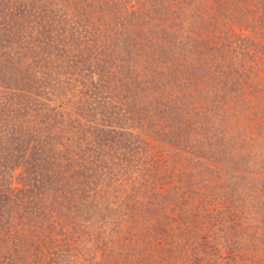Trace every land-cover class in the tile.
Returning a JSON list of instances; mask_svg holds the SVG:
<instances>
[{"label": "rangeland", "instance_id": "obj_1", "mask_svg": "<svg viewBox=\"0 0 264 264\" xmlns=\"http://www.w3.org/2000/svg\"><path fill=\"white\" fill-rule=\"evenodd\" d=\"M0 105L15 264H264V0H0Z\"/></svg>", "mask_w": 264, "mask_h": 264}, {"label": "trees", "instance_id": "obj_2", "mask_svg": "<svg viewBox=\"0 0 264 264\" xmlns=\"http://www.w3.org/2000/svg\"><path fill=\"white\" fill-rule=\"evenodd\" d=\"M241 1H243V0H241ZM126 41L129 42V39H127ZM132 41L133 40L130 39V42H132ZM128 44H130V43H128ZM6 88H8V87H6ZM13 136L14 135H11V136L6 137L4 139H0L1 140L0 141V264H15V263H18L20 260H23V262L25 261L26 263H27V261H30V263H32V261L39 262V260H41L40 256L43 257L42 256L43 254H41L39 247L37 245L38 241H35L36 236L35 235L33 236L31 234V232H30V234L32 235L31 236L32 238H27V240H26V241H28L27 247L25 245H24V247H18V246L16 247L15 245H13L14 248L10 249L8 246H6L5 243L11 237H13V235L16 234L15 232H12L13 229L8 228L7 225H10L9 220L11 221L12 224H19L20 221H24V222L27 221V223H29V222L35 223L36 220H39V217H43L42 220L50 219V217H52L49 214H46V211L49 207L50 201L45 200V202H43L42 200H40L39 197L41 195V190L43 193L47 189L50 190V187L53 185V183L50 181V179L45 180L46 178H48L47 174H45V173H48V172L46 171L45 173H43L42 171L49 170L50 173L56 172L55 170L57 168V166H54L53 164H48V166H47L48 169L44 166V167H42L41 171L37 172V175H41L42 179L40 180V182L34 181V184H33L34 187L33 188H31V186H30V188L28 190L27 189H25V190L14 189L13 186L11 185V183L9 184L8 178L11 177V172L13 170H16L17 168H19L20 164H26V161L28 159L24 157L25 154L19 156L16 153L17 146L14 147L13 149H12V147H10V146H14L16 143H18V140L20 139L19 137L15 138ZM4 144L6 145V147H4ZM43 150H44V148L43 149H41V148L36 149L35 148L33 150V152H34L33 156H38V153L43 152ZM55 156H59V153L56 154ZM11 162H12V164H10ZM13 163H15V164H13ZM59 167L61 168V166H59ZM64 167H66V166H64ZM64 167H62L63 172L67 173V168L64 169ZM64 178H66V176ZM89 179H90L89 182L86 181L82 184L84 191L95 190L96 186H95V183L92 181V180H94L93 177H90ZM61 185H62V183H61ZM44 186L46 187V189ZM41 187H43V189H41ZM55 190H57V188H55ZM80 192H81V189L77 188L76 193H80ZM61 193L63 194V196H65L64 190H62ZM63 196H62L63 200L60 204V206L62 208L65 207V206H62L63 201H64V204L66 205V207L68 209L72 210L73 207L78 209V207H79L78 204H76V206H75V204L73 205L74 200L69 199L68 196H65V198ZM85 196L86 195L84 193L82 197H85ZM57 201L60 202V200H57ZM51 202L55 204L56 200H52ZM21 203L25 204L26 206L30 205L28 210L35 207L36 215H34L35 213L33 215H27V214L25 215L24 214V216L19 214L18 209L23 208V206H21ZM37 204H38V206H37ZM79 204L81 206L84 205V203H82L81 201L79 202ZM46 207H47V209H46ZM4 215L7 218H4ZM48 215H49V217H47ZM4 219H6L7 222ZM30 234H29V236H30ZM28 245L33 247L35 249V251H34V249L31 250L30 247H28ZM28 250L31 252L27 255ZM30 258H32V261Z\"/></svg>", "mask_w": 264, "mask_h": 264}]
</instances>
